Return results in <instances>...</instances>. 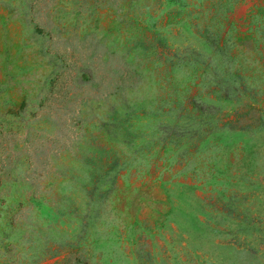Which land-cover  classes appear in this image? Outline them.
Masks as SVG:
<instances>
[{
  "label": "rangeland",
  "instance_id": "374dc122",
  "mask_svg": "<svg viewBox=\"0 0 264 264\" xmlns=\"http://www.w3.org/2000/svg\"><path fill=\"white\" fill-rule=\"evenodd\" d=\"M0 264H264V0H0Z\"/></svg>",
  "mask_w": 264,
  "mask_h": 264
}]
</instances>
